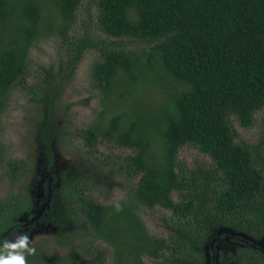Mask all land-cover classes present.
<instances>
[{"label": "trees", "instance_id": "trees-1", "mask_svg": "<svg viewBox=\"0 0 264 264\" xmlns=\"http://www.w3.org/2000/svg\"><path fill=\"white\" fill-rule=\"evenodd\" d=\"M82 2L0 0V117L21 87L35 107L50 168L76 139L87 148H76L60 175L59 206L48 203L38 219L57 228L54 242L66 249L52 258L29 243L36 219L26 181L30 158L10 161L12 190L0 199V258L22 253L25 264H106V252L95 245L102 241L113 248V264H146L145 256L206 264V246L223 238L222 228H233L252 240L220 264H264V249L254 243L264 239V137L255 146L240 142L232 122L250 128L264 108V0H97L98 30L107 38L85 29L71 35ZM54 37L57 68L40 67L31 83V50ZM94 50L91 77L101 111L86 129H59L63 97ZM103 143L131 154L98 159ZM185 146L208 156L210 167L188 166L179 158ZM93 167L105 175L99 179ZM116 176L129 183L125 197L102 202L93 189L104 193ZM141 207L171 211L167 237L149 233ZM20 233L34 253L11 250ZM209 253L215 264L216 250Z\"/></svg>", "mask_w": 264, "mask_h": 264}, {"label": "rangeland", "instance_id": "rangeland-1", "mask_svg": "<svg viewBox=\"0 0 264 264\" xmlns=\"http://www.w3.org/2000/svg\"><path fill=\"white\" fill-rule=\"evenodd\" d=\"M97 0H83L82 5L78 11L76 25L74 32L71 35L84 34V29L92 35H99L102 38H107L98 30V7ZM111 40H113L111 38ZM136 44V43H135ZM132 46V45H130ZM60 48V40L57 37L43 40L33 47L29 59V81L33 83L35 71L40 67L58 65V53ZM99 53L89 51L80 61L77 72L72 80L71 86L67 89L63 97L62 105L67 108L65 114L66 119L59 118L57 127L62 129L67 125H72L75 129H86L93 125L97 115L100 113V97L99 92L92 84V66L98 60ZM29 93L21 87L16 88L11 97V101L0 117V199L5 197L12 189L11 180L7 176V170L10 161L15 159L30 158L33 173L26 180L27 187L31 192L35 204L34 213L36 214L33 221V230L29 235V243L41 246L49 257H54L58 254H64L66 249L58 248L55 244V237L57 228L52 224L40 222L48 203L52 202L56 207L59 206L57 190L60 184V175L62 172L75 161L72 157L73 151L76 148L86 149L82 139L75 140V147L70 148L68 155H61L57 153L56 164L50 168L48 160L45 156L43 147L40 143L38 133V123L34 118L35 107L29 102ZM69 117V118H68ZM233 126L237 133V140L247 143L251 146L259 145L264 137V108L258 111L255 115V123L252 127L246 128L240 124L238 120L232 118ZM111 145V146H110ZM103 143L98 146V153L96 155L101 159L108 153H114L121 157L131 154V151L119 147L114 144ZM264 154V152H263ZM93 156V155H91ZM179 158L187 163L190 167L201 165V168L210 167L211 160L208 156L201 153L198 149L185 146L181 149ZM98 162V161H97ZM93 172L98 175L99 179L105 174L96 167H93ZM97 185H105L102 181ZM113 181H111L112 183ZM136 182V181H135ZM134 183V181H131ZM129 185L123 176H116L113 185L109 186L108 190L101 193L102 187L96 186L93 189V194L99 197V200L105 203H110L122 200ZM105 187V186H104ZM177 200V196L175 195ZM139 214L144 220L149 233L160 237H167L168 231L165 225L164 218L171 215V211L155 207L148 209L141 207ZM23 221H28V217H23ZM39 219V220H38ZM221 240L213 241L209 246H206V264H212V255L209 253V248H214L217 252L215 264H220L222 259L224 261L230 260L229 253H233L236 246L240 242L250 241L251 237L246 236L233 228H222L219 231L217 238ZM24 237L22 233L17 234L12 239V244H18L21 238ZM216 238V239H217ZM237 238L239 241H233ZM254 243L264 249V239L254 241ZM100 249L106 252V264H113V248L102 241L95 244ZM15 250L17 248H12ZM228 255V256H227ZM221 257V258H220ZM146 264H164L162 259H152L147 256L144 257Z\"/></svg>", "mask_w": 264, "mask_h": 264}, {"label": "clouds", "instance_id": "clouds-1", "mask_svg": "<svg viewBox=\"0 0 264 264\" xmlns=\"http://www.w3.org/2000/svg\"><path fill=\"white\" fill-rule=\"evenodd\" d=\"M12 248H26L29 254L35 252L34 248L27 247V237L24 236L21 238L18 244L11 245ZM0 264H25L24 255L22 253L17 254L16 256H10L9 258H0Z\"/></svg>", "mask_w": 264, "mask_h": 264}, {"label": "water", "instance_id": "water-1", "mask_svg": "<svg viewBox=\"0 0 264 264\" xmlns=\"http://www.w3.org/2000/svg\"><path fill=\"white\" fill-rule=\"evenodd\" d=\"M216 258V257H215Z\"/></svg>", "mask_w": 264, "mask_h": 264}]
</instances>
